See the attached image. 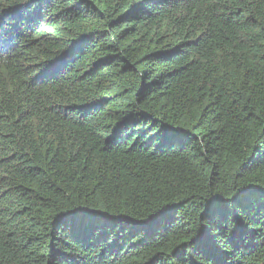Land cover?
I'll return each instance as SVG.
<instances>
[{
	"label": "trees",
	"instance_id": "1",
	"mask_svg": "<svg viewBox=\"0 0 264 264\" xmlns=\"http://www.w3.org/2000/svg\"><path fill=\"white\" fill-rule=\"evenodd\" d=\"M0 264H264V0H0Z\"/></svg>",
	"mask_w": 264,
	"mask_h": 264
}]
</instances>
